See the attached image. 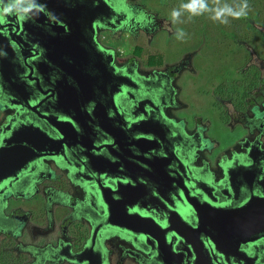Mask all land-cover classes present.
Masks as SVG:
<instances>
[{
  "label": "flooded vegetation",
  "instance_id": "obj_1",
  "mask_svg": "<svg viewBox=\"0 0 264 264\" xmlns=\"http://www.w3.org/2000/svg\"><path fill=\"white\" fill-rule=\"evenodd\" d=\"M109 3L118 14L110 21L111 28L99 30L104 40L100 37L98 41L111 52L115 66L131 76L138 87L131 90L134 98L126 92L117 95L116 105L120 112L128 114L140 111L139 102H144V107L151 102L167 120L162 123L176 142L174 156L161 162L162 167L167 166L168 177L156 179L150 173V163L137 160L134 147L123 154L118 139L114 143L106 132L98 134L101 142L95 144L78 136L58 159L41 157L11 185L6 183L0 189V264H264V211L258 206L260 198H264V38L259 35L262 18L254 21L251 29L239 26L247 41L236 37L234 23L223 30V42L214 45L211 56L216 46L230 44L232 49L226 51V59L232 72L218 71L217 76L213 68L210 82L206 81L208 75L203 77L205 89L198 88L201 96L191 95L200 108L185 94L190 85L193 89V78L198 74L190 53L177 63L164 65L161 57L151 60L153 54L149 53L143 60L135 51L126 47L124 52L113 44L114 40L120 44L123 36L151 42L165 27L163 21L143 6L142 0ZM207 32L198 33L205 45ZM255 36L259 37L254 39ZM237 46L240 50L235 55L232 50ZM137 47L143 51L135 44V50ZM14 112V107L0 108V127ZM138 116L129 114L126 120ZM215 126L222 128L225 137L214 134ZM82 150L96 153L83 155ZM106 175L129 179L118 191L103 189L107 199L113 191L116 196L123 191L136 192L137 201L122 197L125 207H131L126 214H131L135 205L149 207L157 224H152L151 218H141L136 224L131 215L121 218L123 221L119 216H108L94 179L99 178L103 187L108 186V180H120ZM156 191L163 192V200H152L151 194ZM243 207L244 212L248 211L241 221L245 224L241 235L245 242L237 250H229L227 258L217 251L215 255L211 251L207 257L203 255L204 248L212 247L204 239L203 230L191 239L176 234V229L184 232L189 227L196 228L209 208L225 212L224 219L215 218L225 224L231 211ZM197 211L202 218H197ZM136 227L146 229V234L136 231ZM77 253H82L78 260L73 257Z\"/></svg>",
  "mask_w": 264,
  "mask_h": 264
},
{
  "label": "water",
  "instance_id": "obj_2",
  "mask_svg": "<svg viewBox=\"0 0 264 264\" xmlns=\"http://www.w3.org/2000/svg\"><path fill=\"white\" fill-rule=\"evenodd\" d=\"M8 5L13 6V11L2 12ZM117 14L109 0H20L19 3L2 0L0 105L14 107L15 112L0 127V189L6 183L11 185L41 157L58 159L78 136L82 141L95 144L101 142L98 134L104 132L114 143L118 139L123 154L134 147L137 160L150 163V173L156 179L168 177L167 166L162 167L161 162L174 156L176 142L167 134L168 126L162 123L167 120L151 102L148 107L139 102L140 111L136 109L128 114L120 112L115 102L116 96L123 92L134 98L131 90L138 88L131 76L115 66L111 52L101 47L97 38L99 30L111 28L110 21ZM133 103L136 104L134 100ZM129 114L140 115L126 120ZM116 121L119 124L115 126ZM88 153L96 152L80 151L83 155ZM99 158L103 159L101 155ZM115 176L106 175L107 178ZM116 179L120 181L108 180V186L104 187L99 178L94 179L108 216L121 219L131 215L136 224H140L141 218H151L150 222L157 224L149 207L143 209L135 205V210L126 214L131 207H125L122 197L137 201L136 192L123 191L116 196L117 192L113 191L106 198L103 189L118 191L119 186L129 180L121 175ZM151 195L154 201L165 197L158 191ZM259 205L264 211V198H260ZM244 210L245 207L231 211L232 216L224 224L215 218L224 219L225 212L209 208L196 228L175 231L182 238L191 239L194 233L203 230L207 237L204 239L212 246L210 250L204 248L203 255L207 257L210 251L215 255L217 251L227 258L229 250H237L240 243L245 242L241 236L245 224L241 221L248 211ZM196 216L202 218L198 211ZM135 230L145 234L147 231L141 227ZM81 255L77 253L73 257L78 260Z\"/></svg>",
  "mask_w": 264,
  "mask_h": 264
},
{
  "label": "rangeland",
  "instance_id": "obj_3",
  "mask_svg": "<svg viewBox=\"0 0 264 264\" xmlns=\"http://www.w3.org/2000/svg\"><path fill=\"white\" fill-rule=\"evenodd\" d=\"M189 2L190 0H142L141 4L154 13L159 20L163 21L162 24L165 27H163L160 32L155 34L151 42H147L146 39L143 38H139L134 41L130 39V36L128 37L130 39L129 40L123 36L121 38L122 42H127V45H123L121 41L120 44H117L116 40H114L113 44H115L117 48L121 46L124 52L127 51L126 47L129 50L135 51V55H139L138 58L143 60L148 57L147 55L149 53L153 54V56L149 57L151 60L161 57L164 65L177 63L180 58L190 53V59L194 64V72H197L198 74L193 78L195 81L193 84V89H191L190 85V87L187 88V92L185 94L187 95V100L192 101L193 104L197 106L198 104L194 101V97L192 96H197L198 98L201 96L198 88H201L202 90L205 89V85L203 83L206 82L202 81L204 76L208 75L209 78L206 81L210 82L212 78L210 74L215 72V69L217 76L218 71H221V74H225L229 70L232 72L231 64H228V59H226V57H228L226 56V51L228 49H232L230 44L216 46L214 55L211 56L214 45L217 42H219V44H222L223 42V30L225 29V31H227V26L234 23L238 29L236 37L241 36L242 41H247L248 37L246 34H244V29L242 28V30H240L239 26L246 25L249 29H251V26H253L252 23L254 21H259L260 18H262V21L259 27H261L260 29L264 30V0H247V15L239 19L233 18L232 16H227L225 17L227 19V23H222L220 20L213 19L212 17L214 12L212 11H204L200 14L194 15L187 10H183L181 6L188 4ZM243 2L244 0H219V6L227 4L238 9V7ZM207 3L210 8H215L217 6L215 0H207ZM174 10H181V15L176 20H174L172 16ZM164 30H170L171 33H165ZM203 30H208V41L206 45L205 39L204 43L200 42L201 35L198 34ZM262 30H260L259 35L264 38V33ZM180 32L184 33L183 37L178 36V33ZM197 35L198 39L196 37ZM225 35V41L228 43L227 38L229 37V34L226 32ZM257 37L259 36H255L254 39ZM97 38H100L101 41L104 40L102 35L99 33L97 34ZM135 44L140 45L143 48V51L140 52L141 49L139 47H137L135 50ZM239 50L240 48L237 46L232 50V52L236 55ZM257 50L259 51V49ZM203 52L207 58H203ZM208 52L209 54L207 55ZM129 55L130 53L127 54V57ZM212 57L215 58V61H213ZM211 64L213 66H211ZM225 78L227 80H231L229 76H226ZM199 107L201 108V106ZM188 111L190 112L191 110ZM221 129L222 128L220 126H215L213 132L215 135H218V137H225L222 134Z\"/></svg>",
  "mask_w": 264,
  "mask_h": 264
},
{
  "label": "clouds",
  "instance_id": "obj_4",
  "mask_svg": "<svg viewBox=\"0 0 264 264\" xmlns=\"http://www.w3.org/2000/svg\"><path fill=\"white\" fill-rule=\"evenodd\" d=\"M20 0H15V3H19ZM0 3H2V0H0ZM216 7L210 8L207 0H190L188 4L182 5L181 8L183 10H187L191 12L192 14H200L204 11H212L214 12L213 19L220 20L222 23H227V19L225 17L232 16L233 18L239 19L243 16L247 15V9L248 4L247 0H244V2L237 8H234L232 6H229L227 4L223 6H219V0H215ZM13 11V6L8 5L7 7L2 9V12L4 13H10ZM181 10H174L172 13L173 19L176 20L180 17ZM184 33L180 32L178 33L179 37H183Z\"/></svg>",
  "mask_w": 264,
  "mask_h": 264
}]
</instances>
